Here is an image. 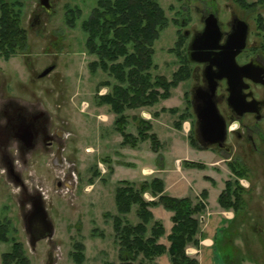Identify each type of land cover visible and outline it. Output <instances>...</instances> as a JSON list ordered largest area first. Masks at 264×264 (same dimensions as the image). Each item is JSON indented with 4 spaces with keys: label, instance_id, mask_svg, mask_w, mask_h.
Listing matches in <instances>:
<instances>
[{
    "label": "rangeland",
    "instance_id": "1",
    "mask_svg": "<svg viewBox=\"0 0 264 264\" xmlns=\"http://www.w3.org/2000/svg\"><path fill=\"white\" fill-rule=\"evenodd\" d=\"M18 1L24 5L21 26L27 31L28 49L26 54L8 61L0 58V110L10 102L42 111L51 118V131L58 129L63 135L58 162H54V156L36 151L29 154L27 164L23 165L10 152L17 160V171L29 193L38 194L43 200L54 230L51 239L31 243L24 221L30 211L29 202L21 204V190L7 176L0 161V219L11 221L9 236L23 245L29 264H77L71 257L77 243L84 245L81 264H119L112 221L117 214L115 188L121 181L139 185L153 178L163 180L165 193L172 197L195 201L202 191H207L206 210L199 217L201 240L197 248L192 247L193 251L187 250L190 257L201 253L200 243L207 246L211 241L210 247L202 250L206 258L203 264H209L207 259L215 264H264V165L244 140L238 141L233 136L226 142L235 147L231 156L223 157L211 147L203 150L192 147L190 140L196 139L197 131L190 97L199 80L193 76L196 66L187 59L188 40L183 36L185 28L180 25L186 15L192 18L186 30L200 28L196 9L203 12L202 16L208 14L204 11L218 12L224 24L234 11L249 26V49L254 44L264 48V33L261 36L256 29L258 15L264 21V6L245 10L234 0H158L169 25L153 45V63L157 68L152 75L170 80L180 66L187 64L190 76L170 91L167 100L152 107L124 111V133L136 139L135 146H130L122 145L114 123L116 116L108 105L100 104V96L111 88L102 84L113 85L115 81L107 73H91L88 68L95 58L86 52V35L81 24L97 0H50L51 13L40 8L39 0ZM68 10L74 11L73 27L66 22ZM50 66L53 71L39 78ZM253 92L257 100H264L263 87L253 88ZM218 109L221 115L225 113V104L219 102ZM183 113L187 117L182 128L177 129L176 122ZM140 119L151 126L145 140L138 139ZM3 123L0 116V126ZM245 124L251 126L254 120L247 118ZM257 128L264 131V120L257 123ZM152 135L158 141L156 149L150 139ZM254 138L258 141L256 135ZM186 162L200 163L204 169L189 168ZM231 165L240 168L244 176L236 177ZM59 180L62 185H58ZM227 182L237 183L243 190L242 209H223L218 205L217 198ZM144 197L153 199L148 194ZM153 209L155 220L167 227L171 225L169 212L161 207ZM125 219L131 224L138 222L135 207ZM10 249V243H0V264L1 255Z\"/></svg>",
    "mask_w": 264,
    "mask_h": 264
},
{
    "label": "trees",
    "instance_id": "2",
    "mask_svg": "<svg viewBox=\"0 0 264 264\" xmlns=\"http://www.w3.org/2000/svg\"><path fill=\"white\" fill-rule=\"evenodd\" d=\"M234 2L245 10L264 4V0ZM23 6L22 1L7 3L0 0V58L5 61L27 53V31L21 26ZM73 12L68 10L65 14L69 27H73L75 21ZM168 25L169 19L158 0H97L89 17L81 24V30L86 35V52L95 58L88 65L90 72L107 73L115 81L113 85L109 82L102 84L111 88L100 96V104L108 105L116 116L114 123L116 131L122 137V145L136 144V139L131 134L124 133V111L152 107L167 100L170 91L190 76L187 64L180 66L170 80L164 76L152 75V71L157 68L153 63V45ZM256 28L262 36L264 21L261 15H258ZM175 111L170 110L172 113ZM184 113L176 122L177 129L182 128V122L187 117ZM150 129L148 122L138 120V139L148 138L146 131ZM150 139L156 149V137L152 135ZM190 142L192 147L198 148L195 138H191ZM185 165L192 169H204L200 163L186 162ZM231 171L236 177L244 176L240 168L232 166ZM225 185L217 198L218 205L223 209H242L244 201L241 187L230 182ZM145 194L153 199L146 200ZM231 197H234L233 202ZM207 198L206 190L195 201L189 197L169 196L165 193L163 180L159 178L143 181L139 185L124 181L118 183L114 191L117 214L112 217V221L115 242L119 248V264H152L164 255L170 264H198L195 258L187 254V249L199 246V217L206 210ZM134 207L138 222L131 224L125 216ZM157 207L171 214L172 227L166 236L162 222L155 220L151 212V209ZM11 231V221L0 219V243L11 244L10 251L1 255V264H29L23 245L9 236ZM162 238H165L167 246L160 243ZM83 251L82 243L74 246L71 257L77 264H81L84 259Z\"/></svg>",
    "mask_w": 264,
    "mask_h": 264
},
{
    "label": "flooded vegetation",
    "instance_id": "3",
    "mask_svg": "<svg viewBox=\"0 0 264 264\" xmlns=\"http://www.w3.org/2000/svg\"><path fill=\"white\" fill-rule=\"evenodd\" d=\"M48 9L42 7L40 8L44 10L46 13H51L52 5L50 4V0L46 3ZM264 4L261 6H257V8H262ZM216 8V6H214ZM240 8V7H239ZM255 9V8H254ZM200 14L199 21L201 22V27L195 29L192 27L190 30H186L192 21L189 16H184L180 21V25L184 27L183 36L188 40L186 49H187V59L190 64L196 66L194 70V78L196 81L199 80V84L193 86L190 97V107L192 110V114L195 118V129L197 131V118L194 113V108L198 105H201V99L197 98L196 92H205L208 90V82L206 79L205 70L209 66L210 61L202 62V63H194L189 60V48L190 45L196 37L200 35V33L204 30L206 26V19L209 15H214L217 19L219 30L221 32V40L220 42L214 43L212 41L206 42L202 44L204 50H198L200 52H210L212 54H219L221 52V46L224 44L226 37L231 32L237 30L239 21L245 22L236 12L231 11L229 20L224 24L221 22L217 16V13L213 11H204V13H208L205 16H202V11L196 9ZM259 14V13H258ZM198 16V15H197ZM246 23V22H245ZM194 24V22H193ZM247 24V23H246ZM248 26V24H247ZM257 29V28H256ZM248 37H249V26H248V34L246 47L241 51V53L236 57V63L239 66L250 64L246 74L247 76L243 78V82L248 87L243 89L241 95L244 103L245 101H263L257 100L254 96L253 88L263 87L259 84H253L252 80L258 79V76H264V48L257 47L255 44L249 49L248 46ZM264 47V46H263ZM206 49V50H205ZM250 54H249V53ZM249 54V55H247ZM212 62L215 61L214 57H210ZM212 73L214 75L219 74V69L215 66L212 67ZM226 79L216 80V91L214 96V102L218 109L219 102L225 104L226 112L219 114L223 117L226 125V140L223 147H219L218 145L209 146L216 151L219 152L221 156H231L233 153V147L228 145L226 142L229 140V137L233 136L237 138V140H244L246 144L250 146V151L256 155L264 165V131L257 128V123L262 122L264 120L263 110L264 106L258 111V113L250 112L240 114V108L229 107V92L227 86ZM223 85V88H221ZM224 90L223 93L219 94V91ZM108 91H106L107 93ZM105 93V94H106ZM253 109L257 110V106L247 105L244 109ZM4 109V110H2ZM0 110V116L3 117L4 123L0 126V161L4 164L6 169L7 176L12 180V182L18 186L21 190L22 201L23 204L25 201L29 202L31 210V202L32 197H39L38 194L33 195L30 194L28 189L26 188L24 182L22 181L19 172L17 171V160H14L11 155V151L15 153L17 159L23 164H27V157L29 154L33 152L45 153L50 156H54V162H58L61 159L60 151L62 150L61 141L63 140V135L56 129L55 131H51L53 124L51 122V118L46 116L44 112L35 110L34 108H26L17 106L14 103L8 102L4 105V108ZM242 110V109H241ZM249 118L254 120V124L251 126L245 124V120ZM257 136V140H255L254 136ZM196 142L198 147L201 150L205 149L202 138L199 134H196ZM206 147V148H209ZM235 148V147H234ZM224 154V155H223ZM229 158V157H228ZM241 160V158H240ZM227 161V160H226ZM242 161V160H241ZM224 162V161H223ZM248 169V168H247ZM62 181L59 180L58 185H62ZM41 198V197H40ZM42 199V198H41ZM43 202V200H42ZM44 205V204H43Z\"/></svg>",
    "mask_w": 264,
    "mask_h": 264
},
{
    "label": "water",
    "instance_id": "4",
    "mask_svg": "<svg viewBox=\"0 0 264 264\" xmlns=\"http://www.w3.org/2000/svg\"><path fill=\"white\" fill-rule=\"evenodd\" d=\"M48 0H39V4L48 9ZM248 34V26L245 22L239 21L237 30L227 35L224 44L221 46V52L217 55L210 52H200L204 50L203 43L220 42L221 32L219 30L216 17L212 14L206 19V26L198 37L193 39L189 48V60L194 63L209 62L206 68V79L208 82V90L205 92H196V97L201 99V105L194 108V113L197 118V133L202 138L203 147L218 145L223 147L226 140V125L223 117L219 114L214 102L216 91V80L226 79L229 92V107L234 105L240 108V114L258 111L264 106V102L260 101H245L241 95L243 89L248 86L244 84L243 78L247 76L246 72L250 64L239 66L236 63V57L246 47ZM206 50V49H205ZM214 57L212 62L210 57ZM219 69V74L214 75L212 67ZM54 67L46 68L39 78H43L53 71ZM253 84L264 86V76L259 75L258 79L252 80ZM247 105L257 106L258 109H244ZM242 109V110H241ZM25 231L30 237L31 243L34 245L38 241L51 239L54 235V230L48 214L44 208L40 197H32L31 210L24 216Z\"/></svg>",
    "mask_w": 264,
    "mask_h": 264
},
{
    "label": "crops",
    "instance_id": "5",
    "mask_svg": "<svg viewBox=\"0 0 264 264\" xmlns=\"http://www.w3.org/2000/svg\"><path fill=\"white\" fill-rule=\"evenodd\" d=\"M256 1H257V0H256ZM153 210H154V209H153ZM153 212H154V211H153ZM153 212H152V213H153ZM166 218H168V217L166 216ZM169 218H170V216H169ZM163 225H164V223H163ZM171 227H172V224L169 225L168 227L164 225L165 236L169 234ZM200 240H201V239H200ZM162 241H163V242H162ZM205 241L208 242V240H205ZM160 243H162V244H164V245L167 246V242H166L165 238H162ZM210 243H211V241L208 242V243H206L207 246H204V245H202V244L200 243L201 246L199 247V249H200L201 253H200L199 255H197V256H193V257L197 260L198 264H203V263H204V261H205L206 258H205V256L202 255V253H203L202 250H203V248L208 247ZM209 247H210V246H209ZM188 249L191 250V251H193V248H192V247H190V248H188ZM188 249H187V250H188ZM154 263H155V264H170V263H169V260H168V258H167L166 255L157 258V259L154 261ZM207 263H209V264H215V263H213V262L210 263V261H209L208 259H207Z\"/></svg>",
    "mask_w": 264,
    "mask_h": 264
},
{
    "label": "built area",
    "instance_id": "6",
    "mask_svg": "<svg viewBox=\"0 0 264 264\" xmlns=\"http://www.w3.org/2000/svg\"><path fill=\"white\" fill-rule=\"evenodd\" d=\"M106 93V91L104 92V94Z\"/></svg>",
    "mask_w": 264,
    "mask_h": 264
}]
</instances>
